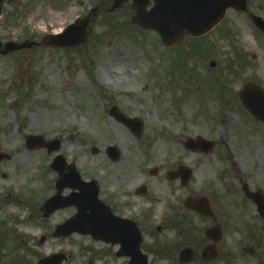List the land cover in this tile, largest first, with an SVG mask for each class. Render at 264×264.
Segmentation results:
<instances>
[{
  "label": "rangeland",
  "instance_id": "rangeland-1",
  "mask_svg": "<svg viewBox=\"0 0 264 264\" xmlns=\"http://www.w3.org/2000/svg\"><path fill=\"white\" fill-rule=\"evenodd\" d=\"M99 1L40 2L18 21V17L10 19L11 4L5 5L0 21L2 41H43L48 33L87 16L91 18V31L87 41L75 48H56L43 43L0 55V149L11 154L0 165L1 191H13L15 205L19 199L25 201L31 196L34 204L43 197L40 196L45 191L42 166L53 155L40 148L26 147L29 135L62 137L63 152L69 159L78 155L77 163L87 174L93 172V163L100 164V171L105 159L102 154H91L94 145L103 151L106 143H115L124 151V163L133 166L142 161L144 167H151L169 165L171 156H183L179 142L187 136L218 137L219 142L226 144H220L211 155L185 153L192 155L194 162L205 163V169L197 171L194 187L200 186L201 180L212 181L217 170L221 176L222 169L230 164L223 160L227 153H233L240 167L247 171L250 168L264 185V127L246 124L247 135L241 136L238 123L241 112H235L236 104L232 101L225 104L221 116L224 123L215 124L212 119L217 118L209 116L224 99L203 91L204 85L199 80L204 76L196 64L206 67L202 49L208 40L189 38L183 47L167 50L157 33L130 22L133 13L128 8L94 15L91 6ZM256 31L246 30L242 38L257 54L259 69L263 71L264 42ZM219 49L220 66H229L226 63L234 58V52ZM215 54L216 51H211L210 57ZM189 78L195 80L192 85ZM212 79L218 80L216 76L209 80ZM187 83L191 85L189 89ZM231 86L236 87V81ZM113 105L144 118L141 140L109 115Z\"/></svg>",
  "mask_w": 264,
  "mask_h": 264
},
{
  "label": "flooded vegetation",
  "instance_id": "flooded-vegetation-1",
  "mask_svg": "<svg viewBox=\"0 0 264 264\" xmlns=\"http://www.w3.org/2000/svg\"><path fill=\"white\" fill-rule=\"evenodd\" d=\"M255 14L264 17V0H248L246 12L230 8L226 18L206 34L208 43L204 44L206 51L211 48L216 51L217 60L210 63L214 66L219 62V47L225 52L233 49L236 57L232 68L236 78V98L239 101L238 90L244 83L258 81L264 85V70H260L261 65H258L260 61L242 38L246 30H255L251 27L252 16ZM224 111L225 109H219L212 116L219 118L224 115ZM236 111L241 112L238 123L243 129L240 128L239 131L248 128L247 122H258L241 108L238 101ZM260 125L264 127V123L261 122ZM106 156L108 164H105L103 175H99L97 167L92 165L93 172L85 176L94 181L92 200L99 202L103 212L110 217L108 225L95 228L89 235L75 232L68 236H56L58 227L76 213L77 208L67 206L48 213L45 204L57 194L56 182L61 176L57 173L51 181L44 178L43 203L35 206L24 204L20 210V217H30L28 223L33 220L40 223L37 226L39 238L36 241L28 234H18L22 242L24 240L25 248L18 255L19 261L14 259L7 264H40L46 259L45 264H136L134 260L139 258H146L147 264H264L261 240L253 242L246 235L251 226L247 223L256 210V204L246 196L242 185L248 183L252 190H259L263 194L264 191L256 188L255 176L247 174L246 180L239 175V162L235 156L227 157L233 159V165L225 170L232 173L236 187L223 188L225 195L221 207L211 197V214L207 215L187 208L185 200L188 197L207 195V192H211L217 200L223 180L220 170L211 178L212 181L203 182L200 179L201 186L194 188V177L183 182L178 174L179 166L185 165V159L174 162L167 171L165 165H161L157 170L145 173L142 161L138 162L140 165L133 166L120 161L119 166H114L112 159ZM191 157L192 155L185 158L191 161ZM202 164L205 166V163H200ZM189 165L196 176L198 168L204 169V166H193L191 162ZM225 178L224 186L227 185ZM70 183L72 182L69 181L67 185ZM183 191L187 193L184 199ZM71 192L69 188L61 191L63 195ZM11 199L12 196H9L4 200ZM1 200L0 193V226L3 227L4 237L11 239L17 235L16 227L21 226V220L15 223L13 219L8 220L13 218L10 213L17 212V209L10 208L3 212L1 208L4 204ZM97 205L96 203L92 209L96 210ZM10 206L5 205L4 208ZM125 219L130 221L131 226L122 232L119 228L125 223ZM255 221L261 223L262 218L259 216ZM245 223V226H241ZM240 228L243 237L236 236V231ZM217 232L218 239L215 240Z\"/></svg>",
  "mask_w": 264,
  "mask_h": 264
},
{
  "label": "water",
  "instance_id": "water-1",
  "mask_svg": "<svg viewBox=\"0 0 264 264\" xmlns=\"http://www.w3.org/2000/svg\"><path fill=\"white\" fill-rule=\"evenodd\" d=\"M207 1L212 3L215 0ZM117 2L119 3V0H117ZM145 4L146 3L139 2L135 4L137 15L133 17L132 21L138 23L142 27L158 30L161 33L163 41L166 43H175L186 28L194 33L201 32L197 31L195 27L197 22L195 23L191 18L192 15L200 12L198 10L200 7H197V4H201V0H160L156 1L155 7L150 12L145 10ZM173 11H175L177 15H175ZM85 27L86 23L71 29L62 38L52 39L51 42L69 45L80 43L85 37ZM199 29L203 30V26H200ZM249 96V94L243 96V101L246 106L254 112L258 108L261 109L262 107H260L259 104L262 103L263 96H259L260 100L254 99V97L249 98ZM112 113L120 117L127 124H131L133 121L125 118L124 115L118 113L117 110H113ZM137 128L140 130L139 127ZM198 145L204 148L210 146L207 143L205 144L204 141H199Z\"/></svg>",
  "mask_w": 264,
  "mask_h": 264
}]
</instances>
